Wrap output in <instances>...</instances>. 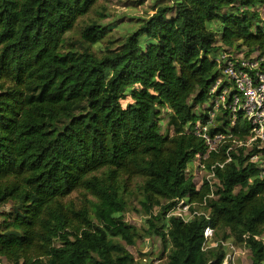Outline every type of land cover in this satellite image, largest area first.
I'll use <instances>...</instances> for the list:
<instances>
[{"label":"trees","instance_id":"1","mask_svg":"<svg viewBox=\"0 0 264 264\" xmlns=\"http://www.w3.org/2000/svg\"><path fill=\"white\" fill-rule=\"evenodd\" d=\"M100 1L0 0V264H142L152 237L158 264H221L228 239L264 264L260 150L232 142L246 121L215 150L195 131L225 61L264 58V0H155L123 36ZM135 179L142 226L124 217ZM181 201L189 221L168 217Z\"/></svg>","mask_w":264,"mask_h":264},{"label":"built area","instance_id":"2","mask_svg":"<svg viewBox=\"0 0 264 264\" xmlns=\"http://www.w3.org/2000/svg\"><path fill=\"white\" fill-rule=\"evenodd\" d=\"M225 62L222 76L214 81L210 89L213 100L211 102L212 108L209 111V121L207 125L195 127L196 135L206 141L210 150H215L217 143H223L232 137V129L236 127L240 117V120L246 121L249 129L244 139L233 140L232 142L236 147L249 149L255 145L260 151L252 156L250 161L257 164L259 160L264 158V67L261 68L260 66L261 63H264V58L260 60L234 58ZM258 64L260 69L257 67ZM226 82L230 85H227ZM219 111L227 113L228 127L225 128L224 133L210 137L208 130ZM258 167L261 168L260 165ZM263 175L264 169H261L260 177L264 178ZM178 210L179 213H177ZM182 213L187 216L186 219ZM192 216L189 205H185L183 201L179 202L168 214V217H177L184 221H189ZM206 217L208 219V215ZM211 229L208 226L204 230L203 247L205 248L217 246L216 243L210 242V238H212ZM224 245L221 243L222 247ZM229 259L230 257L226 253L221 264H228Z\"/></svg>","mask_w":264,"mask_h":264},{"label":"rangeland","instance_id":"3","mask_svg":"<svg viewBox=\"0 0 264 264\" xmlns=\"http://www.w3.org/2000/svg\"><path fill=\"white\" fill-rule=\"evenodd\" d=\"M133 1L137 0H101L99 3V10L100 7H105L107 13L105 14L108 15V17L105 18L102 23L104 25L115 24L118 32L123 36L126 30L133 27L134 25V21L129 19L142 18L153 13V11L150 10V7L152 3L155 2V0H145V3L139 6H133ZM261 13L262 19L264 20V7L261 8ZM84 23L85 22H81L79 23V25L83 26ZM71 36H75V34ZM257 67L258 69H260L259 64L257 65ZM195 164L198 165V161H196ZM257 165H260V170L264 169V158L259 160V163H257ZM204 177L210 178V175L202 170L200 173H197L198 180L199 178L201 179ZM141 183L142 182L140 179H135L128 182V194L133 195V199L135 201L134 205H130L131 209L128 210V212H126L124 215L127 221L136 223L140 226L144 225V219L147 216V214H143L144 212H141L140 206L136 202L138 199H140L139 186L141 185ZM70 200L73 201L77 205V207H80L83 203V196L80 192H75L70 196L68 202ZM134 208L136 210H134ZM6 209L7 207L1 208L0 213L2 211H5ZM179 212L180 211L178 210L177 213ZM182 215L185 219L187 218L185 214L182 213ZM211 237L212 238H210V242H212L214 239L213 230ZM217 240H220V237H217ZM222 243L225 244L223 248L230 257V259L228 260V264H251L250 253L246 248L243 247V245L236 244L233 239H228ZM131 250L134 253L135 257L140 260L142 264H158L160 262L159 258L163 254L161 241L156 237L148 238L144 241H138L136 243V246Z\"/></svg>","mask_w":264,"mask_h":264}]
</instances>
